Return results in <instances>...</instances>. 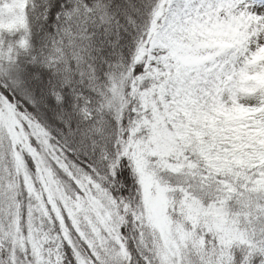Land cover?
Returning a JSON list of instances; mask_svg holds the SVG:
<instances>
[{"label": "snow or ice", "instance_id": "snow-or-ice-1", "mask_svg": "<svg viewBox=\"0 0 264 264\" xmlns=\"http://www.w3.org/2000/svg\"><path fill=\"white\" fill-rule=\"evenodd\" d=\"M0 264H264V0H0Z\"/></svg>", "mask_w": 264, "mask_h": 264}]
</instances>
